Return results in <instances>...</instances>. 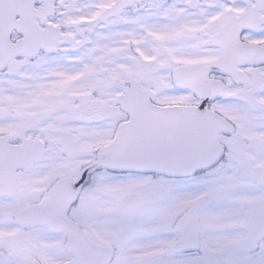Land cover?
Wrapping results in <instances>:
<instances>
[{"label":"snow or ice","instance_id":"obj_1","mask_svg":"<svg viewBox=\"0 0 264 264\" xmlns=\"http://www.w3.org/2000/svg\"><path fill=\"white\" fill-rule=\"evenodd\" d=\"M0 264H264V0H0Z\"/></svg>","mask_w":264,"mask_h":264}]
</instances>
